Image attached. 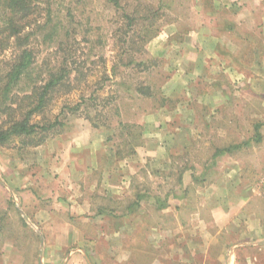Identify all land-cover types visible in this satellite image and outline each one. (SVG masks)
<instances>
[{"label":"rangeland","instance_id":"obj_1","mask_svg":"<svg viewBox=\"0 0 264 264\" xmlns=\"http://www.w3.org/2000/svg\"><path fill=\"white\" fill-rule=\"evenodd\" d=\"M260 1L264 2L122 0L125 11H117L106 0H54L55 21L62 19V22H70L71 17L67 18L68 9L74 13L75 23L70 22L67 27L76 28V38L71 43H75V61L82 62L83 66L80 70H75L67 81H70L72 87L67 84V87L57 91L47 109V119L54 120L60 116L65 123L63 128L57 129L58 134L39 147L20 149L17 140L5 146L0 145V213L6 214L7 226L13 231L3 233L0 237V264H49L56 260L59 264H64L63 260L73 249L85 247L88 236L93 237L94 241H104L97 233L88 234L95 227L106 223L114 225L113 219L96 216L99 207H106L107 210L115 207L116 202L109 191L105 187H96L94 192H90V185L86 186L79 180L83 170L70 169L66 165V162L76 163L87 157V154L83 156L81 152L73 157L65 154L67 138L73 136V143L81 145L87 141V136L90 138L88 129H98L93 128L86 119L83 110L85 107L76 114L64 107L76 105L82 97H89L93 91H97L101 98H115L120 115L116 116V111L109 112L108 123L112 129L98 130V134L93 135L98 136L99 143L100 138H106V144L115 151L114 145H121L122 142L118 123L144 127L143 137L146 135V139L143 138L142 146L137 148L136 154L126 157L131 161L130 168H120L122 178L135 172L132 189L123 193L127 198L136 196L137 190L147 193V200L141 201L136 211H183L187 215L185 219L189 220L188 215L192 211L209 209L208 199L213 195L210 182L222 176L224 167L232 163L243 167L245 181L255 177L256 179L251 180H254L253 184H257V180L262 179L264 126L261 141L258 142L255 138V125H264V42L260 40L263 39L262 31L258 27L247 26L244 21L246 17H256L254 14H245L244 8L248 5L249 9L252 6L261 7ZM152 10H158L154 22L160 32L146 46H142L140 59L147 63L142 67H127L128 55L123 54L127 45L119 32L127 24L123 13L135 15L143 22L146 16L154 15ZM232 24L233 30L227 29ZM213 35L216 39L219 37V44H215ZM64 37L59 36L57 40ZM230 42L231 46L234 45V52L229 54L226 44ZM35 46L38 51L35 75L46 68L45 64L47 67L60 65L58 62L64 61L65 52L68 51L66 47L60 50L56 40L42 44L39 38ZM255 47L260 50L258 56L252 52ZM91 48L93 51H90ZM212 50H216L218 55L222 54L219 55L221 61L230 66V69L212 68V64L216 63L211 61L215 60L211 56ZM193 51L198 53L202 65L189 62L195 53ZM122 54L125 61L121 60ZM14 56L15 49L3 52L0 56V70L6 69ZM185 56L187 60L184 63ZM207 65L211 71L205 69ZM113 68L116 74H113ZM183 73H186L185 77ZM141 83L155 87L157 101L135 93V85ZM162 97H169L166 105L170 111L178 110V106L181 110L183 106H187L192 115L191 120H176L175 113L171 122H166V116L162 114L148 116L158 109L157 105H160ZM63 109L65 114H61ZM156 121H161L162 124L156 127ZM81 135L80 141L77 137L80 138ZM110 137L113 140L108 142ZM242 142L246 144L241 151L220 158L217 166L208 171V166L215 163L213 154L216 148ZM145 149L151 152L147 158L144 156ZM97 158L103 163L106 161L104 155L100 154ZM193 167L194 169H190ZM184 168L189 170H182ZM193 172L198 180L195 179L189 186L185 187L183 183L180 186V175L184 179ZM54 174L57 175L55 179ZM75 174L78 178L74 179L72 175L77 176ZM99 175L98 172L95 173L93 180ZM207 175L209 176L204 182L199 181ZM27 181L34 183V186L24 187L23 184ZM185 181L189 182V179L186 178ZM53 188L58 190L61 199L57 205L49 198ZM78 189L92 200L94 215H78V204L69 202L68 197L64 198L71 194L70 191L75 193ZM185 189H188L187 194L183 195ZM32 195L37 198L32 200ZM158 199L167 202L168 207L160 209L161 202ZM128 204L129 201H121L120 208L124 210ZM261 204L263 206L264 202ZM39 208L44 210L39 212ZM47 211L51 215H47ZM20 218L32 231L23 227ZM104 219L107 221L103 222ZM161 220L164 221L165 218L159 216L152 219V224ZM171 220L169 217V224ZM70 227L79 231L75 239L72 238L73 233H66L70 231ZM35 235L40 238L39 241H35ZM36 250L39 253L38 263L34 257L26 258Z\"/></svg>","mask_w":264,"mask_h":264},{"label":"crops","instance_id":"obj_2","mask_svg":"<svg viewBox=\"0 0 264 264\" xmlns=\"http://www.w3.org/2000/svg\"><path fill=\"white\" fill-rule=\"evenodd\" d=\"M260 5L262 6H252L249 9L248 5L246 9L244 8V13L248 16L256 15V17H246L244 21L247 26L258 27L262 31L263 39L260 40L264 42V2L260 1ZM259 14H262V17H259ZM239 24L241 23L239 22ZM233 27L232 24L227 29L233 30ZM212 37H214L213 40L216 39L215 35ZM219 43V37H217L215 44ZM231 44V42L226 44L229 54L234 52L232 49L234 45L231 46ZM215 51L212 50L211 53V56L215 58L211 61L216 62L212 64V68L227 67L230 69V66L221 61L219 55L222 54L218 55ZM193 52L195 53L192 54L193 58L189 62L193 64L198 62V65H202L198 53ZM252 52L257 53V56L260 55V50L257 47ZM185 60H187L186 56L184 63ZM208 66L205 69H209ZM183 75L185 77L186 73ZM184 89L186 88L184 87ZM221 94L224 97V94ZM157 108L148 116L162 114L166 116V122H171L174 113L176 120L182 118L183 121H190V117L192 118L187 106H183L182 110L178 106V110L175 111H170L167 105H157ZM161 124V121L155 122L156 127ZM167 124L170 125V123H164V125ZM195 132L196 130H194V134ZM95 134H98V130L88 129L90 138L87 136V141L81 145H77V142L73 143V136L67 138L65 154L73 157L81 152L83 156L87 154V157L82 158L80 162L76 161V163L74 161L66 162V165L70 166V169L80 168L83 170L79 180H82L86 186L90 185V192H94L96 187H105V190L109 191V195L116 202L115 207L96 216L111 218L114 225L110 226L106 223L95 227L88 234L97 233L104 241L102 243L94 241L93 237L88 236L85 247L79 250L73 249L70 255L63 260L64 264H264V205L261 204L264 202V176L257 180V184H253L244 180L243 167L238 163L226 165L222 176L220 175L217 180L214 179L210 182V191L213 195L208 199L209 209L192 211L188 215L189 220L185 219L187 215L183 211L166 209L156 212L135 211L133 204L136 201V196L127 198L123 194L132 189L135 172H130L128 177L123 178L120 174V168L129 169L131 161L127 160L128 158L117 161L113 147L106 144V138H100L99 143L98 136H93ZM81 137L82 135L77 139L81 141ZM144 138L146 139V135ZM93 143L96 145H92ZM145 152L146 158L150 156L151 152L148 149H145ZM100 154L104 155L107 162L98 161L97 157ZM231 155L233 154L226 153L214 159L215 163L208 166V171L217 166L220 158ZM196 168L198 169V167ZM190 169H194V167ZM121 170L126 171L127 169ZM123 171L121 172L123 173ZM97 172L100 175L96 180H93L92 176ZM55 174L54 179L57 177ZM195 176L196 174L193 172L189 177H184V186L193 184ZM72 177L75 179L78 178V175H72ZM186 178L189 179V182L185 181ZM49 183L53 184V182ZM82 183H80L81 186ZM23 185L24 187H33L34 183L30 184L27 181ZM71 190L73 189L71 188ZM69 193L71 194L65 195L64 198L68 197L69 202H76L79 205L76 207L78 215H94L93 202L85 197V193L79 189L75 193L71 191ZM32 196V200L37 198L35 195ZM59 196L57 189L50 190L49 198L55 205L61 200ZM80 200L81 202H79ZM121 201H129L124 210L120 208ZM49 208L52 210L51 206ZM55 208L59 207L55 206ZM42 210L44 209L39 208L38 211ZM45 213L48 215L50 212ZM159 216L164 217L165 220L152 224V219H157ZM169 217L172 219L171 224L168 223ZM106 219L103 222L107 221ZM68 232L73 233V239L79 233L78 229L74 227H70V231L66 233ZM77 256H80V259ZM49 264H59V262L56 260Z\"/></svg>","mask_w":264,"mask_h":264},{"label":"trees","instance_id":"obj_3","mask_svg":"<svg viewBox=\"0 0 264 264\" xmlns=\"http://www.w3.org/2000/svg\"><path fill=\"white\" fill-rule=\"evenodd\" d=\"M106 1L117 11H125L122 0ZM43 3L46 5L45 7ZM53 4L54 0H0V56L7 50L15 49L13 61L6 65V69L0 70L2 72H0L1 146L17 140L19 141L20 149L39 147L46 144L50 137L58 134L59 131L57 129L59 127L63 128L65 126L60 116L54 120L47 119V109L57 91L67 87V84L69 87H72L70 81L69 83L67 81L70 80L75 70H80L83 64L82 62L78 63L74 59L76 56L74 52L75 43L71 42L76 38V28L73 26L67 27L70 22L72 24L75 23L74 13L68 9L67 18L71 17L70 22H62V19L55 21L53 17ZM157 11L152 10L154 15L146 16L143 22L142 20L139 21V18L135 15L127 12L123 13L127 24L125 25L126 28L120 29L119 32L125 38L124 43L127 45V49L123 53L128 55L127 67H142L146 65L147 62L144 59H140L141 53H143L142 46H146L159 35L160 30L155 27L154 22L157 17L156 15H158ZM45 12L46 16H44ZM62 32L66 37H64L65 40L64 38L57 40L59 36H63ZM39 38H41L42 44L56 40L58 41L60 50L66 47L68 51L65 52L64 61L58 62L60 65L47 67L45 64L46 68L40 70L35 75L36 66L38 65V51L35 42ZM16 49L19 51H16ZM90 51H93V49L91 48ZM123 54L121 55L122 61L124 59ZM70 61L71 63H69ZM115 72L116 70L113 68V74H116ZM135 87L137 95L157 101L155 100L157 90L152 85L141 83L136 84ZM166 104L167 97H162L160 105ZM83 107H85L83 110L86 119L91 123L93 128L98 130L112 129L110 123H108L109 112L116 111V116L120 117L118 107L115 104V98H101L97 95V91H93L89 97H82L81 101L76 105H66L64 108L76 114ZM65 109L61 111V114H65ZM38 117H41V119H38ZM117 126L122 132V142L121 145H114V152L116 160L122 161L128 155L136 154L137 148L142 146L144 127L123 122L118 123ZM263 126L262 123L255 125V138L258 142L262 138L261 131ZM112 140L113 138H108V142ZM245 144L243 142L232 143L218 147L213 154V159L226 153L234 154L240 151ZM182 170L188 171L189 169L184 168ZM251 178L256 179L255 177ZM251 178L248 181L253 183L254 180H251ZM195 179L198 180L196 176L194 177ZM206 179L207 176H203L199 181L204 182ZM182 180V175H180V186L183 183ZM187 190L185 189L183 195L187 194ZM146 195L147 193H142V190H137L133 210L136 211V207L138 208L141 201L147 200ZM158 200L161 202L160 209L168 207L167 202H163L162 199ZM106 210V207H100L98 215L104 214ZM5 215L4 212L0 213V237L3 233L13 232L9 230L10 226H7ZM20 221L23 227L32 231L22 218H20ZM35 237V241L40 240L38 236L35 235ZM18 245L21 246V243H18ZM31 257H34L35 262H39L37 250L33 255H27L26 258L29 259Z\"/></svg>","mask_w":264,"mask_h":264},{"label":"water","instance_id":"obj_4","mask_svg":"<svg viewBox=\"0 0 264 264\" xmlns=\"http://www.w3.org/2000/svg\"><path fill=\"white\" fill-rule=\"evenodd\" d=\"M21 212H22V211H21ZM32 227L35 228L33 224H32ZM37 231H38V230H37ZM38 232H39V231H38Z\"/></svg>","mask_w":264,"mask_h":264}]
</instances>
